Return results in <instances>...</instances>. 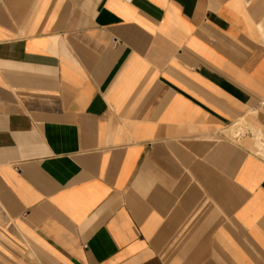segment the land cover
<instances>
[{
    "label": "crops",
    "instance_id": "0c3cea01",
    "mask_svg": "<svg viewBox=\"0 0 264 264\" xmlns=\"http://www.w3.org/2000/svg\"><path fill=\"white\" fill-rule=\"evenodd\" d=\"M0 264H264V0H0Z\"/></svg>",
    "mask_w": 264,
    "mask_h": 264
}]
</instances>
